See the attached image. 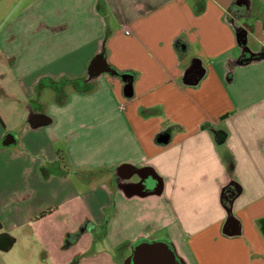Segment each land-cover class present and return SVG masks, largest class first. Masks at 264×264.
<instances>
[{
  "label": "crops",
  "instance_id": "1",
  "mask_svg": "<svg viewBox=\"0 0 264 264\" xmlns=\"http://www.w3.org/2000/svg\"><path fill=\"white\" fill-rule=\"evenodd\" d=\"M252 1L0 0L18 113H0V252L20 236L27 264H126L162 240L185 264H264V57L235 32L264 51ZM58 215L75 226L55 243L38 224Z\"/></svg>",
  "mask_w": 264,
  "mask_h": 264
},
{
  "label": "water",
  "instance_id": "2",
  "mask_svg": "<svg viewBox=\"0 0 264 264\" xmlns=\"http://www.w3.org/2000/svg\"><path fill=\"white\" fill-rule=\"evenodd\" d=\"M239 26L235 27L236 37L238 40V44L241 47V53L243 50L250 52L251 55H254L253 59H259L264 57V51L260 50L257 53H253L250 51L248 46L246 45V32L244 30H240ZM109 67L105 64L104 58L102 54H98L94 57V59L89 64V75L94 76L103 71H109ZM197 81V78L194 82ZM41 124L47 122V118L44 115L39 116ZM10 135L7 134L6 137L3 139L2 143L7 145L10 143L9 137ZM139 171H143L140 175V181L150 177L151 180L156 182V186L150 192H145L142 185V193H159L162 187L161 179L157 176V174L149 168H142ZM232 187L231 197H234L236 193L240 192V187L236 184V182L231 181L228 184ZM228 192V189H227ZM126 264H185L182 259L177 257L174 254V251L168 246V244L162 240H151V241H143L139 242L132 247L131 254L126 258Z\"/></svg>",
  "mask_w": 264,
  "mask_h": 264
},
{
  "label": "rangeland",
  "instance_id": "3",
  "mask_svg": "<svg viewBox=\"0 0 264 264\" xmlns=\"http://www.w3.org/2000/svg\"><path fill=\"white\" fill-rule=\"evenodd\" d=\"M252 2L254 3L255 9L259 8L258 12L257 10L255 11L254 9L255 16L252 19H257L259 17H262L259 13H262L260 8H262L263 6L260 4H255L256 2L254 0ZM247 43L250 46H253L254 37L250 36V38H248ZM5 70H7V66H5V64L0 63V72ZM3 81L5 82L4 86L5 85L6 87L8 86L9 90L8 93H5L4 91L0 92V113L4 117L7 124L10 125L11 124L10 119H12L13 121L16 120L18 121V113H14L11 105L12 101L14 100L11 96L14 93V89H13L14 83L13 80L11 79V76L8 73L6 76L0 73V83H2ZM63 223L64 226H75V224H73V219L68 218L67 215L66 218H63V215H58L57 218L55 216L53 218L48 219L47 221H43L42 223L40 222L38 224V227L49 228L47 238H51L53 242L57 243V241L63 242L62 231L57 228V227H61ZM26 227H28V224L24 225V228ZM25 243L26 242L19 236L17 245L11 251L5 253L0 252V263L2 261L7 260V262L9 261L10 263L13 264H27L26 251H25V247H23Z\"/></svg>",
  "mask_w": 264,
  "mask_h": 264
},
{
  "label": "trees",
  "instance_id": "4",
  "mask_svg": "<svg viewBox=\"0 0 264 264\" xmlns=\"http://www.w3.org/2000/svg\"><path fill=\"white\" fill-rule=\"evenodd\" d=\"M243 61H244V60H243ZM223 137H224V136H223ZM223 137H222V138H223ZM62 163H63L64 167L67 168V165H66L65 162H63V160H62ZM97 170H100V169H97ZM229 187H230V186L227 185V186L223 189V194H222V195H223V196H222V201H223L225 207H226L228 210L230 209V202H231V200H232V198H233V197L227 195V189H228ZM43 214H44V212H43L41 215H43ZM260 226H261L262 230L264 231V218L260 220ZM0 229H1V227H0Z\"/></svg>",
  "mask_w": 264,
  "mask_h": 264
},
{
  "label": "flooded vegetation",
  "instance_id": "5",
  "mask_svg": "<svg viewBox=\"0 0 264 264\" xmlns=\"http://www.w3.org/2000/svg\"><path fill=\"white\" fill-rule=\"evenodd\" d=\"M139 181H140V178H139ZM151 181L153 180H151L150 177H147L146 179L142 180L141 183H139V186L142 185L143 189H147ZM232 189H233L232 187L228 188L227 195L231 196Z\"/></svg>",
  "mask_w": 264,
  "mask_h": 264
},
{
  "label": "built area",
  "instance_id": "6",
  "mask_svg": "<svg viewBox=\"0 0 264 264\" xmlns=\"http://www.w3.org/2000/svg\"><path fill=\"white\" fill-rule=\"evenodd\" d=\"M125 32H126V33H131V30H130L129 28H126V29H125Z\"/></svg>",
  "mask_w": 264,
  "mask_h": 264
}]
</instances>
